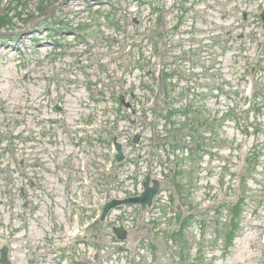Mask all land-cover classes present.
Listing matches in <instances>:
<instances>
[{
    "label": "rangeland",
    "instance_id": "374dc122",
    "mask_svg": "<svg viewBox=\"0 0 264 264\" xmlns=\"http://www.w3.org/2000/svg\"><path fill=\"white\" fill-rule=\"evenodd\" d=\"M263 10L264 0H0L9 264H264ZM13 35L25 40L14 51ZM94 109L111 123L91 125ZM148 172L160 181L152 206L99 221Z\"/></svg>",
    "mask_w": 264,
    "mask_h": 264
},
{
    "label": "water",
    "instance_id": "95a60500",
    "mask_svg": "<svg viewBox=\"0 0 264 264\" xmlns=\"http://www.w3.org/2000/svg\"><path fill=\"white\" fill-rule=\"evenodd\" d=\"M261 17L264 21V11L261 14ZM117 149H118V154L116 157H117V160L120 161L122 159L120 146L117 145ZM149 181H150V178H149V175H147L145 178V181L143 183L144 191L140 196L128 198V199H124V200H113V201L107 203L103 208V213H102L101 219H104L107 212L111 208H113L117 205H120V204H129V203L140 204L142 209H145L146 206H150L152 203V199H153L154 195L158 191L159 184L157 181H153V185L149 186ZM179 218H180V211H178V214L176 216V220L178 221ZM114 233L116 234L117 238H119V239H124L125 235H126V233L122 227L114 229ZM1 262L3 264H8L7 259H6V249L5 248H3L1 250Z\"/></svg>",
    "mask_w": 264,
    "mask_h": 264
},
{
    "label": "bare ground",
    "instance_id": "6f19581e",
    "mask_svg": "<svg viewBox=\"0 0 264 264\" xmlns=\"http://www.w3.org/2000/svg\"><path fill=\"white\" fill-rule=\"evenodd\" d=\"M36 91H38V90H36ZM18 94V93H17Z\"/></svg>",
    "mask_w": 264,
    "mask_h": 264
}]
</instances>
